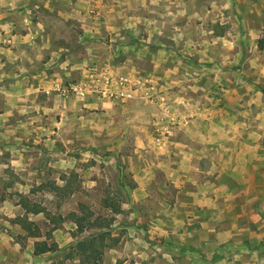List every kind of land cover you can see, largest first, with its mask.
<instances>
[{
    "label": "rangeland",
    "instance_id": "374dc122",
    "mask_svg": "<svg viewBox=\"0 0 264 264\" xmlns=\"http://www.w3.org/2000/svg\"><path fill=\"white\" fill-rule=\"evenodd\" d=\"M196 2L192 15L214 13L175 18L183 31L153 37L149 11L161 8L135 0L125 9L135 47L112 49L106 33L64 90L0 105V264H79L31 253L49 231L50 248L66 254L79 205L112 219L118 241L100 264H264V0ZM82 70L98 77L78 93L70 87ZM119 73L134 76L131 96L121 95ZM162 96L186 113L160 119ZM23 197L44 210L25 212ZM16 218L41 232L24 233Z\"/></svg>",
    "mask_w": 264,
    "mask_h": 264
},
{
    "label": "crops",
    "instance_id": "0c3cea01",
    "mask_svg": "<svg viewBox=\"0 0 264 264\" xmlns=\"http://www.w3.org/2000/svg\"><path fill=\"white\" fill-rule=\"evenodd\" d=\"M192 1L149 0V5H157L161 8V12L154 9L149 11L153 15L149 19V36H164L167 33L176 34L183 31L185 25L182 23L176 25L175 18L182 20L181 17L189 19L198 16L200 19V17H210L214 13L210 7L192 15L188 9ZM209 2L210 0H197L196 3L201 5ZM131 3H135V0H0V84L4 85L6 81L9 84H18L19 87L18 93H14L11 90L13 85H1L0 105L6 104V99L10 100L14 97L24 100L39 92L48 90L58 92L60 88L64 90L68 84L70 85L68 82L72 81L70 75L74 68L84 66L88 61L87 53L90 47L94 48L105 42L106 33L114 34L117 41L110 45L112 49L126 50L135 47L134 41L129 40L127 44V39H131L134 35L132 32H127L130 28L128 25L130 23L132 25L135 18L134 12L125 10L126 7L133 8ZM156 17L163 18V24H159L155 20ZM190 28V32L193 33L198 29ZM245 32L250 33L248 27ZM47 66L53 70L51 75L42 69ZM81 74L77 83L71 84L70 87V89L74 88L72 90L79 88L78 93L86 91L88 84L98 77L87 70H82ZM135 77L134 82L137 83L142 79L149 81L147 75ZM117 78L121 95L131 96L132 92L126 86L134 76L119 73ZM121 95L118 94L117 97H123ZM83 98L80 96L79 100L82 102ZM160 98L161 102L167 105L159 112L162 115L160 119L170 121L171 115L175 118L176 115L186 113L167 97ZM55 99L56 97L53 99L54 104L51 102L53 106ZM179 101L183 102V99ZM173 106L181 109H173ZM9 109V106L3 109V114L8 113ZM129 114L142 113L129 109Z\"/></svg>",
    "mask_w": 264,
    "mask_h": 264
},
{
    "label": "trees",
    "instance_id": "16d2710c",
    "mask_svg": "<svg viewBox=\"0 0 264 264\" xmlns=\"http://www.w3.org/2000/svg\"><path fill=\"white\" fill-rule=\"evenodd\" d=\"M55 190H59L57 186L52 187ZM102 207L104 209L110 208L108 211L111 213L119 212V205L117 203L103 200ZM20 207L27 213L37 214L44 210L43 207L37 206L36 204H29L27 199L24 197L20 199ZM71 222L74 225L76 232L75 239L67 246V253L64 249L52 250L50 245L47 243L49 231L44 232L47 238L41 241H35L31 253L33 256H38L51 251H58L61 256L67 258H76L79 264H100L103 251L105 248L114 247L117 244L118 239L110 235V225L112 222L111 218L102 217L99 214H95L93 211L87 210L86 207L79 205L77 212H71ZM16 224L24 233H38L41 232L40 227L37 223L28 221L23 218H16ZM88 231V233H86ZM55 247V246H54Z\"/></svg>",
    "mask_w": 264,
    "mask_h": 264
},
{
    "label": "built area",
    "instance_id": "2783aa9c",
    "mask_svg": "<svg viewBox=\"0 0 264 264\" xmlns=\"http://www.w3.org/2000/svg\"><path fill=\"white\" fill-rule=\"evenodd\" d=\"M72 89H74V88H72Z\"/></svg>",
    "mask_w": 264,
    "mask_h": 264
}]
</instances>
